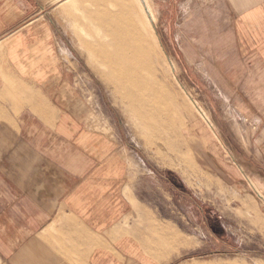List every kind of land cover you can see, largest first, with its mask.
<instances>
[{"label":"rangeland","instance_id":"obj_1","mask_svg":"<svg viewBox=\"0 0 264 264\" xmlns=\"http://www.w3.org/2000/svg\"><path fill=\"white\" fill-rule=\"evenodd\" d=\"M147 2L153 24L139 0H60L48 13L65 41L67 82L79 87L88 125L115 136L131 161L133 232H146L151 255L167 258L161 264H264V65L242 64L248 54L233 34L209 32L215 19L205 1ZM108 13L115 24L153 35L154 50L133 57L141 63L139 89L115 81L104 60L111 53L116 62L121 45L104 33ZM145 96L164 111L160 123ZM16 173L0 169V234L24 231ZM5 237L0 247L15 242Z\"/></svg>","mask_w":264,"mask_h":264},{"label":"crops","instance_id":"obj_2","mask_svg":"<svg viewBox=\"0 0 264 264\" xmlns=\"http://www.w3.org/2000/svg\"><path fill=\"white\" fill-rule=\"evenodd\" d=\"M59 1L0 0V169L20 174L24 224L0 234L15 241L0 247V260L161 264L167 258L151 255L146 232H133L131 161L115 136L90 128L79 87L67 82L65 41L48 18ZM203 1L215 19L209 32L233 34L248 54L242 64L264 65V0Z\"/></svg>","mask_w":264,"mask_h":264},{"label":"bare ground","instance_id":"obj_3","mask_svg":"<svg viewBox=\"0 0 264 264\" xmlns=\"http://www.w3.org/2000/svg\"><path fill=\"white\" fill-rule=\"evenodd\" d=\"M139 1L142 3L143 10H144V13H145L146 17L149 18L150 21L153 24L155 22V18H154V15L152 13V10H151V7L149 5V2H147V0H139ZM101 13H102V11H101ZM97 14L99 15L100 12H97ZM103 15H105V14L103 13ZM108 15H109V13L106 14L105 17L102 16V18H103V24L102 25H104L103 27L106 28L105 31H104V33H106V35H109V36L113 37L116 40V42H120L121 45L119 46V44H118L116 48L114 47L115 48L114 54H115V57L117 58L116 62L111 63L108 60V57H109V55L111 56V53L105 54L106 57H107V59L105 58L104 60L107 63L109 62L110 63V66H112L113 73H114L113 79L115 81H117L119 83L120 80H124L125 79L130 86H132L134 88L137 87L139 89V86L141 85V82L137 78H138V72L141 70L140 69V67H141L140 64L141 63H140V59L138 60V59L133 58V57L135 55H137L138 53H140V52L144 53L146 51H153L154 50V49H152L153 48L152 45L154 44V40L152 38L153 35H152V33L148 32L149 33V36L147 37L144 33H142L139 30H136L135 28L133 29V27H131V26H129L128 28H124L123 27L124 26V23L123 22H125V21H120L119 24H115L114 19H112ZM92 17L94 18V16H92ZM124 18H126L128 21L131 22V24H133L135 26L136 23L130 17V15H127L126 14ZM98 21L99 20H97V22ZM100 21H101V18H100ZM99 25H101V24H99ZM102 25L100 27H102ZM93 35L96 36L94 32H93ZM109 36H107V39H108ZM155 37H157V36H155ZM98 39L99 38H96V40H98ZM101 40H100V42H102ZM110 40H111V38H110ZM99 46L102 47L101 45H99ZM101 51H103V50H101ZM97 54H98V52H97ZM161 55H163V53ZM145 99H146V101L143 102L144 106H146V108L148 109V111H150L152 113L153 119L160 123V120L158 119V116H159L158 113L160 112V115H161V113H163L164 111H162V108L161 107L158 108V106H157L158 105L157 104L158 102L156 100L155 101L150 100V98H147L146 96H145ZM152 105H154L156 107L155 109H157L158 112L157 111H153V110L150 109ZM259 196H261L263 198V200H264V196L260 192H259Z\"/></svg>","mask_w":264,"mask_h":264}]
</instances>
